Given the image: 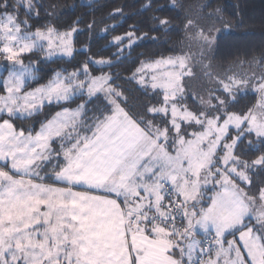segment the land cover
I'll list each match as a JSON object with an SVG mask.
<instances>
[{
  "label": "snow or ice",
  "instance_id": "snow-or-ice-1",
  "mask_svg": "<svg viewBox=\"0 0 264 264\" xmlns=\"http://www.w3.org/2000/svg\"><path fill=\"white\" fill-rule=\"evenodd\" d=\"M198 7L184 17L183 46L141 60L124 81L150 97L130 105L119 73L105 69L160 39L136 25L114 34L138 13L117 8L61 29L32 23L40 0H0V264H264V181L254 180L264 176V50L238 59L239 72L217 71L213 53L234 26L222 8ZM159 10L153 0L140 9ZM151 19L153 31L174 27ZM97 24L111 36L109 57L53 69L30 87L45 64L90 52L74 36ZM197 79L202 93L190 88ZM248 91L255 103L233 111ZM47 105L60 110L23 125Z\"/></svg>",
  "mask_w": 264,
  "mask_h": 264
},
{
  "label": "trees",
  "instance_id": "trees-1",
  "mask_svg": "<svg viewBox=\"0 0 264 264\" xmlns=\"http://www.w3.org/2000/svg\"><path fill=\"white\" fill-rule=\"evenodd\" d=\"M44 5L41 10L39 19H33L32 23L35 26H40L46 23H54L57 27L64 29L72 25L78 17H83V22L78 25L79 28L85 29V26L92 20H104L109 13L117 8H123L126 16L129 18L121 21L122 26H119L114 34H122L129 29V26L136 25L139 28V34L147 33L149 36H158L159 40H142L138 46L134 48L127 60L120 63L113 69H105V71L117 72L120 75L118 83L128 89L127 95L129 97L130 105H138L149 101L150 97L142 95L141 91L137 90L135 83H124V81L132 75L141 60L151 59L159 55L173 54V49L179 50L183 45L181 41L184 37V17L190 15L193 19L196 18L200 12L198 5L202 2H210L212 8L220 7L223 9V15L229 19L234 26V35H222L218 48L213 53L212 60L213 67L219 72L228 71L230 68L233 71H241L235 66L238 59L250 58L252 55L259 56L264 50V0H179L183 5L182 8L174 9L171 6V0H153V8L160 9L159 11H143L141 6L145 0H91L84 2L82 0H40ZM91 5L87 7L85 5ZM54 7H49V6ZM51 13L52 15H48ZM158 16L161 18H168L172 21L173 29L168 32L153 31L152 17ZM240 27H236L238 23ZM106 23H116L113 20H107ZM201 23L208 24L212 21H201ZM104 24H97L95 33L90 34L84 31L81 34L75 35L74 46L79 50H83L86 45L91 44V50L87 54H77L75 59L64 60L47 63L43 66L44 71L40 74L43 79L34 82L30 87H35L39 84L46 83L48 78L52 75L53 69L68 68L71 71L74 67L82 63L88 56L94 59L101 57H109L111 51H105L104 47L111 39V36L105 37L101 32ZM90 36L91 41H90ZM34 58V57H33ZM36 58V57H35ZM245 70L247 65L244 66ZM190 88L193 93H202L205 88V82L197 79L190 82ZM155 102L154 100L152 101ZM79 103V101H77ZM255 103V93L248 91L242 93L237 98L232 110L237 112L246 111ZM189 106H195L193 96L188 97ZM75 107V104L71 105ZM59 108L56 105H47L43 114L38 116L35 121H24L23 125L28 126L35 123L39 127V122L46 117L50 118ZM18 125L20 121L16 122ZM257 184L264 181V176L254 177ZM255 190V189H253Z\"/></svg>",
  "mask_w": 264,
  "mask_h": 264
},
{
  "label": "rangeland",
  "instance_id": "rangeland-1",
  "mask_svg": "<svg viewBox=\"0 0 264 264\" xmlns=\"http://www.w3.org/2000/svg\"><path fill=\"white\" fill-rule=\"evenodd\" d=\"M82 1H84V2H88L89 3V1H91V0H82ZM75 37V36H74ZM75 47V46H74ZM33 59H35V57L33 58ZM27 62V61H26ZM5 75H6V73H5ZM37 86H39V85H37ZM37 86H35V87H37ZM232 237H229V239H231ZM236 239L238 240L239 238H238V234H237V237H236Z\"/></svg>",
  "mask_w": 264,
  "mask_h": 264
},
{
  "label": "crops",
  "instance_id": "crops-1",
  "mask_svg": "<svg viewBox=\"0 0 264 264\" xmlns=\"http://www.w3.org/2000/svg\"><path fill=\"white\" fill-rule=\"evenodd\" d=\"M47 82V81H46ZM60 110V109H59ZM54 115V114H53Z\"/></svg>",
  "mask_w": 264,
  "mask_h": 264
}]
</instances>
